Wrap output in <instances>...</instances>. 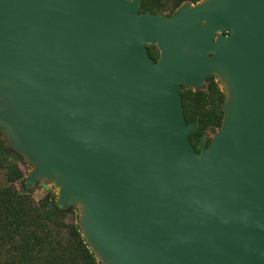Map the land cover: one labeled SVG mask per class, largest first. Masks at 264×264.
<instances>
[{"label": "water", "instance_id": "obj_1", "mask_svg": "<svg viewBox=\"0 0 264 264\" xmlns=\"http://www.w3.org/2000/svg\"><path fill=\"white\" fill-rule=\"evenodd\" d=\"M204 1L0 0L6 144L86 204L102 264H264V0ZM215 74L232 95L198 151L182 91Z\"/></svg>", "mask_w": 264, "mask_h": 264}, {"label": "trees", "instance_id": "obj_2", "mask_svg": "<svg viewBox=\"0 0 264 264\" xmlns=\"http://www.w3.org/2000/svg\"><path fill=\"white\" fill-rule=\"evenodd\" d=\"M140 1V13L163 14L170 9L172 15L186 2L203 0ZM148 50L157 60V47L149 45ZM182 97L187 122L199 124L190 136L199 151L204 134L222 127L226 93L212 75L206 90L186 89ZM29 176L24 158L0 136V264H102L83 236L78 210L72 217L60 211L54 189L36 200Z\"/></svg>", "mask_w": 264, "mask_h": 264}, {"label": "rangeland", "instance_id": "obj_3", "mask_svg": "<svg viewBox=\"0 0 264 264\" xmlns=\"http://www.w3.org/2000/svg\"><path fill=\"white\" fill-rule=\"evenodd\" d=\"M206 1L208 2L209 0H205L204 2H206ZM186 5H189V4L187 3ZM160 15L170 16V9H167L163 14H160ZM214 76H216V80L220 84V87L223 88L224 90H226V86L224 85L223 82L220 81L219 75L215 74ZM204 88H207V82L204 83L203 89ZM0 107L6 108L7 110H12V106H11L9 99L7 97H1L0 98ZM8 115H9V113L7 112V114H5L4 117H0V121H2V119H3V121L5 122L4 119H7L6 117H8ZM8 129H9V125L7 124V122H5V124H1L0 125V136L6 141V143L8 145L12 146V144H14V143L13 142L10 143L11 140L8 138V134H7ZM218 132H219V129H211L205 133L204 139H205L207 145L211 144V142L214 140V138ZM13 147H15V146L13 145ZM15 150H18V148L15 147ZM23 157H24V160H25L28 168L30 169V173H31L35 167L34 161L25 155H23ZM33 186H34V190H35L34 196H35L36 200L41 199L51 189H54L59 194V183H58V180L55 176H46L44 178H41ZM58 208L62 212H67L69 214V217L74 216V210H78L79 222H80V225L81 224L83 225L82 208L78 202H75L74 204L69 205V206L59 205ZM98 255H99V258L103 260L102 255L99 252H98ZM103 262L105 263L104 260H103Z\"/></svg>", "mask_w": 264, "mask_h": 264}, {"label": "bare ground", "instance_id": "obj_4", "mask_svg": "<svg viewBox=\"0 0 264 264\" xmlns=\"http://www.w3.org/2000/svg\"><path fill=\"white\" fill-rule=\"evenodd\" d=\"M221 79H222V82L224 83V85L226 86V88L229 90L230 94L232 95V88H231V84L228 80V78L224 75V76H221ZM59 192L61 193L62 192V185H60L59 187ZM80 205L82 206L83 209L86 208V204L84 202H81Z\"/></svg>", "mask_w": 264, "mask_h": 264}]
</instances>
